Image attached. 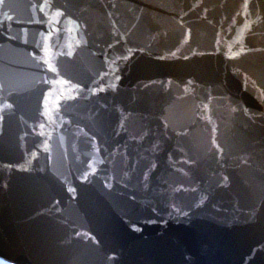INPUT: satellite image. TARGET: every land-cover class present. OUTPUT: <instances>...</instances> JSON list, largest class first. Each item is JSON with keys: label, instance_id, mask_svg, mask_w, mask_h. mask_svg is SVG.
Here are the masks:
<instances>
[{"label": "water", "instance_id": "95a60500", "mask_svg": "<svg viewBox=\"0 0 264 264\" xmlns=\"http://www.w3.org/2000/svg\"><path fill=\"white\" fill-rule=\"evenodd\" d=\"M0 260L264 264V0H0Z\"/></svg>", "mask_w": 264, "mask_h": 264}, {"label": "bare ground", "instance_id": "6f19581e", "mask_svg": "<svg viewBox=\"0 0 264 264\" xmlns=\"http://www.w3.org/2000/svg\"><path fill=\"white\" fill-rule=\"evenodd\" d=\"M2 263H4V264H11V262H8L6 260H3Z\"/></svg>", "mask_w": 264, "mask_h": 264}, {"label": "rangeland", "instance_id": "374dc122", "mask_svg": "<svg viewBox=\"0 0 264 264\" xmlns=\"http://www.w3.org/2000/svg\"><path fill=\"white\" fill-rule=\"evenodd\" d=\"M0 264H4V263H0Z\"/></svg>", "mask_w": 264, "mask_h": 264}]
</instances>
